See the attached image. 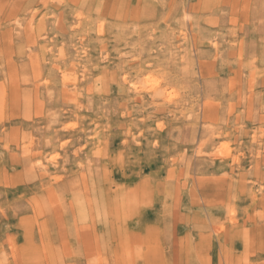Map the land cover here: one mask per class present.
<instances>
[{"label":"rangeland","instance_id":"1","mask_svg":"<svg viewBox=\"0 0 264 264\" xmlns=\"http://www.w3.org/2000/svg\"><path fill=\"white\" fill-rule=\"evenodd\" d=\"M0 264H264V0H0Z\"/></svg>","mask_w":264,"mask_h":264}]
</instances>
